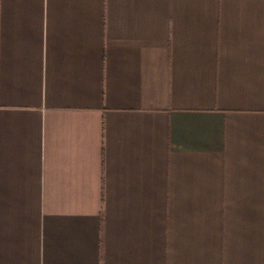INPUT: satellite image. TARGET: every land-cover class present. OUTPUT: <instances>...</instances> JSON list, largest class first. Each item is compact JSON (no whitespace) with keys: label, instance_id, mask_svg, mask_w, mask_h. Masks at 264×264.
Returning a JSON list of instances; mask_svg holds the SVG:
<instances>
[{"label":"crops","instance_id":"obj_1","mask_svg":"<svg viewBox=\"0 0 264 264\" xmlns=\"http://www.w3.org/2000/svg\"><path fill=\"white\" fill-rule=\"evenodd\" d=\"M0 264H264V0H0Z\"/></svg>","mask_w":264,"mask_h":264}]
</instances>
